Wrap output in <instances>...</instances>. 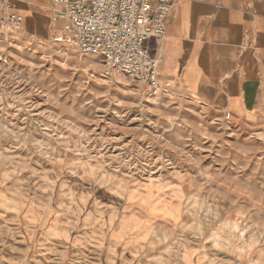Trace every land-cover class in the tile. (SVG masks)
Masks as SVG:
<instances>
[{
  "label": "rangeland",
  "instance_id": "rangeland-1",
  "mask_svg": "<svg viewBox=\"0 0 264 264\" xmlns=\"http://www.w3.org/2000/svg\"><path fill=\"white\" fill-rule=\"evenodd\" d=\"M38 24L0 39V264H264V133Z\"/></svg>",
  "mask_w": 264,
  "mask_h": 264
},
{
  "label": "crops",
  "instance_id": "crops-1",
  "mask_svg": "<svg viewBox=\"0 0 264 264\" xmlns=\"http://www.w3.org/2000/svg\"><path fill=\"white\" fill-rule=\"evenodd\" d=\"M15 11L23 24L39 23L32 32L46 21L54 34L63 32L46 0H19ZM144 46L151 56L161 55L160 84L174 83L236 125L264 133V0H175L165 36L150 37Z\"/></svg>",
  "mask_w": 264,
  "mask_h": 264
},
{
  "label": "built area",
  "instance_id": "built-area-1",
  "mask_svg": "<svg viewBox=\"0 0 264 264\" xmlns=\"http://www.w3.org/2000/svg\"><path fill=\"white\" fill-rule=\"evenodd\" d=\"M19 0H0V39L22 26L15 11ZM52 19L64 23L61 38L76 45L81 54L102 59V77L117 76L145 83L150 94L159 92L158 63L144 46L150 38L166 34V19L175 0H46ZM229 116V114H227Z\"/></svg>",
  "mask_w": 264,
  "mask_h": 264
},
{
  "label": "bare ground",
  "instance_id": "bare-ground-1",
  "mask_svg": "<svg viewBox=\"0 0 264 264\" xmlns=\"http://www.w3.org/2000/svg\"><path fill=\"white\" fill-rule=\"evenodd\" d=\"M33 13H34V12H33ZM37 13H38V12H37ZM35 14H36V13H35ZM33 16H34V15H33ZM39 16H40V15H39ZM34 17H35V16H34ZM36 17H38V16H36ZM34 21H35V20H34ZM41 21H42V20H41ZM43 26H44V25H43ZM44 28H45V27H44ZM46 29H47V27H46ZM16 33H17V32H16ZM62 34H63V32H62ZM56 38H57V39L61 38V35H60V34H57V35H56ZM57 42L60 43V44H61L62 42H63V43H67V44H71V43L67 42L66 40H60V41H57ZM71 46H73L72 49L75 48L74 45H71Z\"/></svg>",
  "mask_w": 264,
  "mask_h": 264
}]
</instances>
